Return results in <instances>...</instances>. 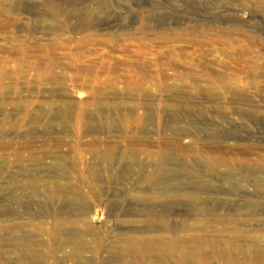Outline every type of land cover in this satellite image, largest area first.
I'll return each instance as SVG.
<instances>
[{
  "label": "rangeland",
  "instance_id": "obj_1",
  "mask_svg": "<svg viewBox=\"0 0 264 264\" xmlns=\"http://www.w3.org/2000/svg\"><path fill=\"white\" fill-rule=\"evenodd\" d=\"M0 264H264V0H0Z\"/></svg>",
  "mask_w": 264,
  "mask_h": 264
},
{
  "label": "bare ground",
  "instance_id": "obj_2",
  "mask_svg": "<svg viewBox=\"0 0 264 264\" xmlns=\"http://www.w3.org/2000/svg\"><path fill=\"white\" fill-rule=\"evenodd\" d=\"M175 108V105L172 104L170 105V108ZM175 132V131H174ZM176 133V132H175ZM178 133V132H177ZM182 133V132H181ZM220 143V142H219ZM235 146V145H234ZM216 147V146H215ZM229 147V146H228ZM164 148V147H163ZM249 148V147H248ZM223 149V148H222ZM224 152V151H223ZM155 164V169L154 171H152L151 173H147L144 176L149 179V178H153L157 176H160V178H164V181L161 182V185L158 186L159 189H162L161 191L163 193H166V196L169 198L175 197L174 194H179L180 192H187V189L190 187L191 188V178H185V180H181L180 179V170H186V174H189V172L187 171V167L185 168V164L184 163H180L177 162L176 160H174L173 158H168V156L166 155L165 152H161L160 155L156 158V160L154 161ZM185 165V166H184ZM91 169V168H90ZM93 173V170H91ZM133 176V173H132ZM167 180H174V183H170L168 184ZM187 188V189H186ZM204 188H200L197 187V190H202ZM65 190V189H63ZM66 191V190H65ZM72 194V193H71ZM75 202H77L80 198L79 197H74ZM178 200V199H177ZM202 204V203H200ZM199 209H202L203 206H197ZM78 208V207H77ZM206 208V207H203ZM77 212V211H76ZM83 224V223H82ZM84 227L87 228L86 231H92L91 228H89L88 226H86V223L84 222ZM60 231V230H59ZM80 242V241H79ZM75 248V247H74ZM83 248V247H81ZM81 248H77L74 251H72L71 253L69 252V255L72 254H77V253H81L82 249ZM122 250H127L128 246L126 244V241L122 242V245L120 247ZM158 249L160 250L161 253L166 252L169 247L166 244H162L160 246H158ZM24 250V249H23ZM170 250V249H169ZM189 250L188 247L184 246L182 248V253H183V257H181V259L184 261L185 259V251L187 252ZM29 253V252H28ZM33 254V253H32ZM34 255V254H33ZM28 256V255H27ZM31 257V256H30ZM36 257V256H33ZM67 257V256H66Z\"/></svg>",
  "mask_w": 264,
  "mask_h": 264
}]
</instances>
